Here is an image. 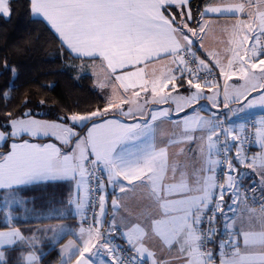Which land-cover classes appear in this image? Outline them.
Listing matches in <instances>:
<instances>
[{"label":"snow or ice","instance_id":"obj_1","mask_svg":"<svg viewBox=\"0 0 264 264\" xmlns=\"http://www.w3.org/2000/svg\"><path fill=\"white\" fill-rule=\"evenodd\" d=\"M28 10L81 61L77 73L92 71L104 104L57 121L31 109L3 114L0 144L12 143L0 153V215L12 221L29 186L71 182L68 207L37 217L83 222L91 210L79 242L60 250L61 264H142L145 256L151 264H216L217 256L219 264H264V114L254 140L246 134L251 110L264 113V0H219L196 16L190 0H28ZM11 13V0H0V16ZM217 29L222 52L205 45ZM4 69L17 74L7 61ZM21 134L61 146L17 142ZM252 143L260 151L249 154ZM252 173L258 181L244 185ZM137 189L140 201L129 207L125 196ZM258 190L259 210L249 196ZM117 229L126 247L114 244ZM37 231H52L55 243L69 229ZM37 242L7 224L0 264L7 248L19 250L17 264H40ZM210 243L216 253L205 250Z\"/></svg>","mask_w":264,"mask_h":264},{"label":"trees","instance_id":"obj_2","mask_svg":"<svg viewBox=\"0 0 264 264\" xmlns=\"http://www.w3.org/2000/svg\"><path fill=\"white\" fill-rule=\"evenodd\" d=\"M203 1H190L195 14ZM11 8L10 18L0 16V93L11 88L8 99L0 95V125L6 123L3 114L7 112L19 115L31 109L38 115L58 119L71 112L103 106L102 94L92 75L82 73L75 78V66L81 61L61 47L46 23L30 15L28 0H11ZM5 61L16 67L15 76L4 69ZM26 97L31 102L24 108L21 101ZM40 99L46 103L39 105ZM8 141L0 145V151L8 148ZM57 256L55 251L53 255L46 254L42 263L55 264Z\"/></svg>","mask_w":264,"mask_h":264},{"label":"crops","instance_id":"obj_3","mask_svg":"<svg viewBox=\"0 0 264 264\" xmlns=\"http://www.w3.org/2000/svg\"><path fill=\"white\" fill-rule=\"evenodd\" d=\"M218 2L219 0H204L201 5L200 10H202L203 7L205 6L214 5L215 3H218ZM190 6H191V2H190ZM191 9H192L193 15L196 16L198 12H196L195 14V9H193L192 7ZM219 23L223 24L224 20L221 19ZM217 39H226V37L221 36L218 29L213 34H210L208 37L205 38V45L210 50H213V51L220 50L222 52L223 45H218ZM93 79L95 83L96 77H94ZM222 83L223 81H221V84ZM181 91H183V89ZM164 107H168V105H164ZM251 112L252 114L258 115L257 120L262 114H264L259 108L252 109ZM201 115H205V112H201ZM170 127H171L170 125H166L165 129L166 130L170 129ZM23 141H28L29 143H37V144L54 143L57 146H61L60 142L52 136L32 137L27 134H22L18 138L17 142H23ZM11 143L12 141L9 140L8 148L6 150L0 151V153L8 152L10 150L9 146ZM184 147L185 148L191 147L193 150H195L197 148V145L194 143L191 145H185ZM178 150H179L178 147L170 149V155ZM258 151H260V149L256 146L253 153H256ZM189 155H192V153H189ZM242 171H250V170L242 169ZM253 179H256L258 181V177L256 176V173H252L250 177L244 179L243 184L249 186L250 182ZM74 190L75 189H74L73 183L64 182V181L32 185V186H29L27 189H25L23 193L21 194V198L28 201V203L20 207L14 206V211H13L14 219L10 221L9 223L14 224L16 227H18L25 236H32L33 234L37 236L38 242H37L36 251H37V255L41 256L40 264H43L42 263L43 256H45L46 254L53 255L54 251L57 252V255H58L55 264H61V251L60 250L70 240H77V242H79V239L76 233L79 231V228L81 227L82 223L84 227H87L88 225L87 221L82 222L80 216L75 215V214H70L66 216V218H62V219H54V218L37 219V217L39 216L50 213L52 209L63 210L67 208L69 195L70 193L74 192ZM108 192L111 194L112 189L109 188ZM112 199H113L112 195H109L108 205L106 206V211L108 213V219H111V214H112L111 200ZM139 201H140V189L129 192L125 196V199H124V203H126L129 207H132L134 204L138 203ZM252 206L255 207L257 210H259L260 203L253 204ZM25 209H27V211H25ZM117 218H119V212L117 213ZM9 223L1 224L0 222V228H6V225ZM60 226L66 227L67 229H69V231L66 234H64L61 238H59V240L56 241L55 243L53 242V232L52 231H46V232L37 231V229H55V228H59ZM106 226L107 225H105V227ZM114 236L116 238L119 237L121 241H123V239L121 238L119 229H117V232L115 233ZM212 251L213 253H216L218 251L215 245L212 247ZM19 255H20L19 250L15 248H7L4 251L3 264H17V258ZM172 256L173 257L175 256V248L173 249ZM105 259L107 260L108 258L105 257ZM143 261L145 264H151V261L149 260L147 256L144 257ZM216 264H219L218 256L216 257Z\"/></svg>","mask_w":264,"mask_h":264},{"label":"built area","instance_id":"obj_4","mask_svg":"<svg viewBox=\"0 0 264 264\" xmlns=\"http://www.w3.org/2000/svg\"><path fill=\"white\" fill-rule=\"evenodd\" d=\"M257 116H258L257 114H253V118L246 125V134H251L250 138L253 139V140L255 138L254 134H255V124H256V120L258 118ZM254 146H255V143L246 145V148L248 149L249 154H252V149H253ZM218 179L222 180L223 176L218 174ZM249 187H251V183L249 184ZM252 195H256L257 202L255 204H259L260 203L259 197L261 195V192L258 190L256 193H249V196H252ZM86 221H87V223H91V221H92V212H91V210H89V212L87 213V220ZM112 239H113L114 244L126 247V245L124 243L120 242L115 236L112 237ZM212 247L213 246L210 243L207 246V249H205V250H212ZM142 264H145L144 261H142Z\"/></svg>","mask_w":264,"mask_h":264},{"label":"rangeland","instance_id":"obj_5","mask_svg":"<svg viewBox=\"0 0 264 264\" xmlns=\"http://www.w3.org/2000/svg\"><path fill=\"white\" fill-rule=\"evenodd\" d=\"M81 63V62H80ZM79 63V64H80ZM78 64V65H79ZM82 73H88L90 75H92V77L94 78L95 76L92 74V71L91 70H88V71H84ZM82 73H77V70H76V73L77 75L79 74H82ZM229 83H232V84H235V83H241V82H238L236 81L235 79L233 81H230ZM202 104H206L207 102L206 101H201ZM34 114V117L36 119H39V120H44V121H57L58 119L57 118H50V117H46V116H41V115H38L36 113H33ZM205 115H207V113L205 112ZM1 130V129H0ZM22 135V134H21ZM28 135V134H27ZM30 136V135H29ZM55 138V137H54ZM0 222L1 224H5V223H9L10 221H8L4 215H1L0 217ZM0 230H6V228H0Z\"/></svg>","mask_w":264,"mask_h":264},{"label":"water","instance_id":"obj_6","mask_svg":"<svg viewBox=\"0 0 264 264\" xmlns=\"http://www.w3.org/2000/svg\"><path fill=\"white\" fill-rule=\"evenodd\" d=\"M27 111V110H26Z\"/></svg>","mask_w":264,"mask_h":264}]
</instances>
